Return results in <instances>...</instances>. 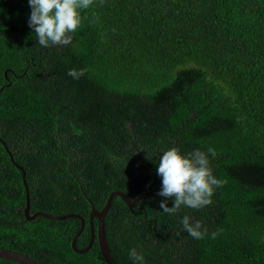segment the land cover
<instances>
[{"label":"trees","instance_id":"trees-1","mask_svg":"<svg viewBox=\"0 0 264 264\" xmlns=\"http://www.w3.org/2000/svg\"><path fill=\"white\" fill-rule=\"evenodd\" d=\"M30 11L28 0H0V194L17 186L21 195L9 202L24 203L23 164L74 150L84 170L71 185L77 192L83 181L133 198L151 183L152 195L134 206L111 201L104 230L117 262L132 263L136 248L146 264H264V0H94L72 43L48 48L28 25ZM73 68L84 74L73 79ZM172 147L215 150L210 166L224 184L212 204L160 209L156 165ZM79 195L95 203L90 192ZM31 198L50 216L8 227L0 248L39 264H106L97 241L72 249L76 216L52 217L74 211L75 199L62 208ZM184 215L209 234L192 238ZM89 237L85 224L75 246ZM20 240L30 247L10 244Z\"/></svg>","mask_w":264,"mask_h":264},{"label":"clouds","instance_id":"clouds-1","mask_svg":"<svg viewBox=\"0 0 264 264\" xmlns=\"http://www.w3.org/2000/svg\"><path fill=\"white\" fill-rule=\"evenodd\" d=\"M94 0H28L31 9L28 25L34 30L37 43L45 48L67 46L72 43L73 35L81 26V10L88 9ZM84 69H69L68 75L79 79ZM209 155L215 156V150L209 148L207 152L194 149L183 154L172 147L163 151L156 165L157 175L161 179L158 196L160 209L164 213L174 214L181 206L193 209L204 208L213 203L216 189L223 186L224 181L213 174ZM169 199L172 206H169ZM181 224L192 238L203 239L208 235V228L202 221L191 222L188 215L181 218ZM213 239L218 235L211 232ZM90 240V239H89ZM132 264H146L143 251L136 248L129 250Z\"/></svg>","mask_w":264,"mask_h":264},{"label":"flooded vegetation","instance_id":"flooded-vegetation-1","mask_svg":"<svg viewBox=\"0 0 264 264\" xmlns=\"http://www.w3.org/2000/svg\"><path fill=\"white\" fill-rule=\"evenodd\" d=\"M67 139L68 138L65 136H62L60 138V140H67ZM58 142H60V141H58ZM56 155H57V157L55 159H54L55 155H37L32 164L26 165V162L23 164V166L21 167V179H22L21 185H22L24 192H25L24 203H21L20 205L16 203V205H14L11 202H9V201H14V200H10V198L19 197L21 195V188H18L17 186H15V189L17 191L15 193H14V191H12L11 193L7 192L4 194H0V227H3L0 229L6 231L5 235L0 236V239H7V241H8V239L10 237H12L13 233H11L8 230V227H11L13 229L23 227L25 221L34 220L39 215H41V214H37L39 212H43V211H41V209L33 210L31 208V201L34 200L31 197H35L36 199L44 201V205H43L44 207L49 206V207H62V208H63V206H66L67 204H69L71 202V199H75L76 202L74 204L76 205V207H75L74 211L61 213L60 210H57L60 213L55 215V216L75 214L78 219H79L78 216H80L81 218H83L84 227H85V224L88 225L90 236H91L90 226H91V222H92L93 227H94V235H95L94 241H97L96 232H97V227H98V219L94 216L91 220L90 219V211H91L92 207H94L96 209H101L103 207V205L105 204L108 196L106 194L104 195V194L100 193V191L95 190V189H92V191L90 189H85L87 185L83 186L82 185L83 181H80L79 183L81 186V191H79V192H82L83 195H84L85 191L90 192L93 195L92 199L95 201V203H94L89 198L83 204V202H82L83 196L82 195L80 196L79 192H77L76 190H73V188H71V185L73 183H75L73 181H75L76 178L78 177V173L84 171L83 169L82 170L77 169L79 166V163L81 161L79 158V155L76 153V151H74V150L68 151V149H63L61 152L56 153ZM9 156L12 160V164L16 167V169H18V167L16 165L18 163H16L13 160L12 155H9ZM23 172L25 173L24 180L26 181L27 187H25V185L23 183V178H22ZM63 173L65 174V177L62 179L60 177V174H63ZM113 177H117L116 174H113ZM118 177H121V174ZM27 180H28V183H27ZM115 183H117V182H115ZM149 186L151 188V183H149L148 187ZM148 187H147V190H148ZM27 190H28V195H29V198H28L29 205H28V211L26 212L25 208L27 206L26 205ZM112 191H121V190L117 189V190H112ZM112 191H110V193ZM142 194H145V193H142ZM139 195H141V194H139ZM10 196H12V197H10ZM115 196L119 197L118 195H114L112 197V199ZM137 196H135V197H137ZM135 197H133V198L129 197V198L134 199ZM140 199H143V198H140ZM103 200H104V203L100 206V204L102 203ZM135 203H134V205H135ZM10 206L11 207L17 206V207L10 209L11 208ZM108 210H110V208H108ZM84 211H86V213H87V218H84V216L82 214V212H84ZM43 213H46V212H43ZM46 214H49V213H46ZM106 214H107V212H106ZM52 216H54V215H52ZM104 218H106V215ZM64 219H66V218H64ZM79 221L81 222L80 219H79ZM103 225H104V219H103ZM89 239H90V237H89ZM10 244H13L16 247H23V248H29L30 247L27 244L22 243V240L17 241V242L10 241Z\"/></svg>","mask_w":264,"mask_h":264},{"label":"water","instance_id":"water-1","mask_svg":"<svg viewBox=\"0 0 264 264\" xmlns=\"http://www.w3.org/2000/svg\"><path fill=\"white\" fill-rule=\"evenodd\" d=\"M19 167V166H18ZM22 178H23V183L26 187V182L24 180V172L22 174ZM114 195H118L121 200L126 203L129 206H133L134 203L139 200L140 198H145V197H150L152 195L151 193V188L150 186L148 187V190L145 194H141L138 195L137 197H135L134 199H130L127 195H125L122 191H112L107 199L105 204L103 205V207L101 209H96L94 207L91 208L90 211V219L92 220V218L95 216L98 219V227H97V242H98V247H99V251L100 254L103 258V260L105 261L106 264H132V263H119L116 260L113 259V257L111 256L110 252H109V248L106 242V235H105V231H104V225H103V219L106 215V212L110 206L112 197ZM29 195H28V190L26 193V208L25 211H28V205H29V201H28ZM37 214H42L45 216H50L49 214L43 213V212H39ZM75 214H67V215H63V216H52L55 219H64L70 216H74ZM76 216V215H75ZM79 219L81 220L80 222V226L79 229L77 230V232L75 233V235L73 236L72 240H71V247L73 250H75L78 253H83L86 252L89 247L92 245V242L94 241V227L93 224L91 222V236H90V240L89 243L86 247H84L83 249H78L75 246V242L76 239L78 238L79 234L81 233V231L83 230L84 227V222H83V218H81L80 216H78ZM0 258L3 259H8V260H12L14 262L20 263V264H39L34 258H32L31 256H29L26 253L20 252V251H16V250H11V249H7V248H0Z\"/></svg>","mask_w":264,"mask_h":264}]
</instances>
